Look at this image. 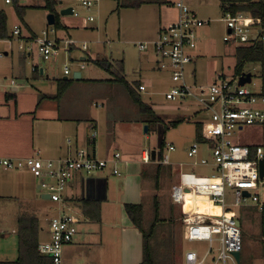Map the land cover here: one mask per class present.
Masks as SVG:
<instances>
[{"label": "rangeland", "instance_id": "rangeland-1", "mask_svg": "<svg viewBox=\"0 0 264 264\" xmlns=\"http://www.w3.org/2000/svg\"><path fill=\"white\" fill-rule=\"evenodd\" d=\"M133 0H127L132 2ZM161 6L173 8L174 4L179 0H166ZM186 5L197 15L203 17V20L210 21L208 26L196 30V48L191 52L193 65L186 67V80L189 84L209 85L219 80H234L237 78L234 75V67L236 64L235 48L229 43L223 42L222 38L226 36L225 23L222 21L223 14L220 10L218 0H182ZM122 0H105L99 5L101 11L98 20V29L95 23H86L85 28L77 30H69V36H64V30L56 32L57 37H65L73 39L78 42H85L87 44V51H80L79 44L73 48L69 53L60 52V56L52 67L49 62H43L42 66L50 78L45 79V76L40 80L44 86L52 84V75L57 79L63 77L62 66L64 63L68 64L71 69V74L67 76L73 79V70L75 66L84 64L85 69L79 70L82 73L83 79L91 80V83L80 84L83 85V93L85 94L80 99H83V105L91 111L100 112L98 115V123L107 129L112 128L114 121L128 122L134 118L140 120V132L143 135V149L152 151L157 149L158 131L152 124L147 121V117L139 114L137 106L130 100L126 89L118 83L111 82L116 75H121L131 85L136 82H142L145 87L144 92L136 93L140 99L153 110V112L163 119L166 129L164 132L163 156H168V165L162 166V172L166 173L160 175L158 181L155 179V166H145L143 173L142 190L143 195L140 203L144 209L143 228L147 231L153 219V196H157L159 217L163 222L158 224L155 229L163 235H170L169 231L175 235H170L165 238L164 245L166 249L173 252L176 263L179 264L183 260V255L187 251H193L198 258H202L208 250L209 243L205 241H186L183 237L184 229L180 223V213L184 206L176 205L171 200L172 184L179 181L181 174H194L196 177H210L217 174L211 166L193 165L197 159H206L211 163V152L205 143H199L198 154L189 156V148L195 141V127L196 124L205 122L208 119V114L201 111L199 106L193 101L186 102H170L166 101L164 94L170 89L171 82L168 78L167 72H158L152 68L148 71L150 83L144 81L147 78L145 72L146 67L140 65L141 57L148 53L150 57L156 60V56L150 50L139 51L138 48L132 44L119 43L117 33L120 27L119 16L115 11L116 4L118 9L121 7ZM19 6H42L43 0H21ZM73 5L70 0H65L63 6ZM56 3L54 13L60 21V9L63 7ZM0 11L6 15V38L0 41V52L4 53V49L12 50L16 56L23 52L19 47H25L26 44L22 39L12 37L11 33L14 26L21 29V36L23 37L25 27L24 23H31L34 27L39 23H43L42 12L38 8H27L21 22L16 13L13 4L6 5L4 0H0ZM64 19L66 17H63ZM79 20V19H78ZM45 22V20H44ZM45 26V25H44ZM9 37H12L11 39ZM10 39V43H7ZM119 43V44H118ZM88 53L96 54L98 61H106L111 67L108 71L97 66L93 61L82 63L81 57H86ZM35 55L34 58L35 59ZM29 59V63H32ZM8 61L3 58L0 60V65ZM123 62L120 69L117 65ZM30 65L27 67L30 70ZM142 68V69H140ZM141 70V73H140ZM244 73L251 74V83L246 84L245 88L259 95L256 108L264 112V70L261 63H246L242 66ZM157 72V73H156ZM29 73V72H27ZM159 76L164 77L163 80ZM3 79L7 78L6 84L13 81L16 85H24L34 87L35 81L26 76L24 81L22 78H14L11 75H2ZM2 79V80H3ZM9 80V81H8ZM74 80V79H73ZM49 81V82H48ZM77 84L74 82V85ZM72 91L75 94V99L80 96L75 86ZM11 93V92H10ZM76 118L82 119L81 115H76ZM172 121H179L175 126H170L168 123ZM144 127H147V133L144 132ZM259 129H247L244 127L241 131L235 130L234 137L242 138L245 144L260 145L264 150V124L258 126ZM106 129V130H107ZM120 139L121 136L117 135ZM167 145H171L174 150L167 152ZM161 165V164H160ZM171 172V175L167 171ZM96 173V172H95ZM93 174V173H92ZM184 182L192 184L195 182L191 176H185ZM33 181V180H32ZM35 181V179H34ZM37 181V179H36ZM157 187L158 190H157ZM231 192L226 188L227 193ZM195 204H203L204 199L201 197L191 196L186 197ZM37 202L34 206L20 199L13 197L0 198V262L14 260L17 253V229L18 218L20 216H39L42 224H45L49 218V205L51 203L47 200L41 199L39 193L36 196ZM190 200L186 208L189 209ZM233 201V195L226 198L227 203ZM249 206L232 208L236 219L239 222L242 238V251L240 253L239 264H264V241L262 240V225L261 217L256 209L248 203ZM189 205V206H188ZM155 231V232H156ZM162 246V244H161ZM213 251L207 256L204 264H213L217 257V243L213 244ZM160 250V246H159ZM216 264H223L218 262ZM224 264H233L230 259H226Z\"/></svg>", "mask_w": 264, "mask_h": 264}, {"label": "built area", "instance_id": "built-area-1", "mask_svg": "<svg viewBox=\"0 0 264 264\" xmlns=\"http://www.w3.org/2000/svg\"><path fill=\"white\" fill-rule=\"evenodd\" d=\"M21 0H4L6 5L19 3ZM65 0H56L63 6ZM72 18H82L85 23H95L97 9L104 0H70ZM177 19L165 28L158 37L151 42L137 43L139 51L150 50L156 56V69L167 72L171 82L170 89L164 94L166 101L195 102L201 111L208 114V119L202 122V136L211 152V163L206 159H199L193 165L211 166L217 174L210 177L194 178L198 180L192 184L184 180L171 187V200L174 204L184 206L181 223L186 241H205L209 243L208 250L202 258H198L193 251L184 253L181 264H204L207 256L213 251V244L217 243V257L213 264L230 259L237 264L233 253L242 250L241 230L232 208L253 206L261 217L262 240L264 241V178L259 177L258 162L263 158V149L254 148L253 157L250 149L234 141V131L244 127L264 124V112L256 108L259 95L251 93L245 85L238 86V78L234 80H219L209 85L189 84L186 80V67L192 62L191 52L196 48V30L208 26L210 21L203 20L179 0L174 4ZM222 21L225 23L226 36L223 42L234 48L253 47L264 48V23L258 17L247 13H224ZM230 31L229 33L227 31ZM53 26H47L34 37L23 38L21 29L14 26L12 37L22 39L25 47H19L24 55H36L42 61L56 62L60 52L69 53L79 44L80 51H87L85 42L73 39H60L56 36ZM12 37H9L10 39ZM7 39V43H10ZM4 40V39H0ZM3 53L0 52V58ZM83 63V62H82ZM80 70L84 64L79 66ZM68 64L62 66V74H71ZM13 81L10 86H14ZM139 92L145 87L140 85ZM92 138L95 133L91 134ZM195 142L188 150L189 156L198 154ZM174 148L167 145L166 151ZM120 154L115 153L109 159H97L84 149L76 151L74 157L43 159L32 156L23 159L0 158V169L4 171H27L37 179V190L40 196H48L49 202L55 205V216L49 220L50 238L38 245V253L51 259L52 264H61L63 247L70 244L77 234L80 223L79 214L71 208L65 196V191L77 174H92L103 171L112 166L111 173L118 176L117 163ZM145 163L149 153L143 157ZM157 164L168 165V156L160 154ZM226 188L232 191L233 201L226 202ZM248 193V197L243 196ZM196 196L204 199L203 204H195L186 197ZM190 200L189 209L186 208ZM214 209V210H213Z\"/></svg>", "mask_w": 264, "mask_h": 264}, {"label": "crops", "instance_id": "crops-1", "mask_svg": "<svg viewBox=\"0 0 264 264\" xmlns=\"http://www.w3.org/2000/svg\"><path fill=\"white\" fill-rule=\"evenodd\" d=\"M40 11L43 14V23H39L36 27L22 21L25 27L23 38L29 37L30 34H37L47 27L46 16L48 13L41 9ZM115 11L118 13L120 24L117 33L118 42L134 46H137V43L155 40L165 28L177 19V11L174 7L169 8L156 4H142L138 7H121L120 9L116 4ZM100 13L98 7L95 23L97 29ZM4 16L6 18L5 14ZM60 21L63 26L66 25L64 36H69V30L84 29L86 26L85 21L82 27L81 20L72 19L70 16L66 20L61 17ZM9 52L12 50L4 49L3 57L0 58V60L8 59L0 65V158L23 159L32 156L43 159L69 158L74 157L79 149H84L94 158L103 160L111 158L115 153L120 154L117 163L118 176L111 173L112 166H109L107 169L93 174H77L69 183L65 196L71 208L78 212L80 223L73 241L63 247L61 264H140L143 260L142 235L128 219L124 206L126 204H141L144 168L156 164V162L149 160L145 163L143 160L145 153H150V151L143 149V135L140 132L139 118L128 122L114 121L110 129L100 126L98 123L100 112L96 114L86 108L83 105V99H80L85 95L83 85L80 84L91 83V80L83 79L79 66H75L73 73L79 72L80 80L72 81L59 99H53L52 96L58 89V81L63 80L65 76L57 79L52 75L53 83L46 87L40 80L43 76L46 80L50 78L42 66L45 61L36 55V58L33 59L34 55L27 56L22 53L16 56ZM194 55L199 54L194 52ZM194 55L192 54V56ZM96 56L94 53H88L87 59L81 57L80 60L83 63L94 62L97 61ZM29 59H32L33 62L29 63ZM141 59L139 64L148 69L145 71L147 78H143V80L150 83L148 75L152 74H149L148 71L151 68L153 71L156 69V60L154 61L148 53ZM49 63L52 67L55 62L49 61ZM193 64L194 61L190 63V66ZM29 65L31 68L28 71ZM84 69L85 67L82 70ZM2 75H11L14 78H22L24 81L27 76L34 80L36 85L34 87L19 84L10 86L11 81L8 80L9 84H6L7 78H1ZM66 78V80L69 79ZM159 78L163 80L164 77L159 76ZM74 82L77 84L74 85ZM137 83L139 86L145 85L142 82ZM75 86L79 88L75 93L80 94L76 99L72 91L76 88ZM135 91H138V88H135ZM142 102L146 104V102ZM76 115H81L82 119L76 118ZM249 128L259 129V127H248L246 130ZM92 133H95L93 138ZM117 135L121 138L119 139ZM234 141L249 147L252 151L255 147L260 146L245 144V140L242 138L234 137ZM185 176H191L193 180L194 178H203L189 173L181 174L179 181L172 186L183 181ZM34 179L27 171L0 169V198L13 197L34 206L38 193L37 181ZM230 193L232 194V191L227 193V197L230 196ZM48 213L49 218L45 224L40 222L39 216H24L34 217L38 221L39 244L47 242L50 238L48 224L56 213L54 204L49 205ZM182 214L180 213V223ZM181 226L183 228L182 223ZM172 235L175 237L173 233ZM169 236L159 233L152 238H154V243L157 240V244L164 245L165 238ZM157 250L165 258L170 255L171 264H177L173 252L167 253L168 249L165 245L160 246V250L158 247ZM14 260H9V262Z\"/></svg>", "mask_w": 264, "mask_h": 264}, {"label": "trees", "instance_id": "trees-1", "mask_svg": "<svg viewBox=\"0 0 264 264\" xmlns=\"http://www.w3.org/2000/svg\"><path fill=\"white\" fill-rule=\"evenodd\" d=\"M220 4V10L222 14L230 13L232 15L236 13H247L252 17H258L261 19L262 23H264V1L263 0H218ZM166 0H133L132 2H127V0H122L120 7H138L142 4H156L162 5ZM56 5V0H43L42 6H19L17 2L13 3L15 8V13L18 19L22 22L25 10L27 8H38L46 11L48 14H53L55 17V23L53 28L56 31L65 30L66 28L58 22V18L54 13ZM119 8V7H118ZM35 34H30L31 37H34ZM6 38V19L2 12H0V39ZM71 51V50H70ZM235 58L236 64L234 67V75L238 78L242 73V66L246 63H261L264 70V48L259 45H255L253 47H239L235 49ZM94 63L105 69L109 70L111 65L106 61H94ZM123 63H119L117 66L121 69ZM80 80V79H79ZM74 81L73 79H68L66 81L60 80L58 81V89L53 99H59L65 90L68 88L69 84ZM114 83L121 84L127 91L132 102L137 106L138 111L141 115L147 117V121L154 126L156 131L159 126L163 130V136L166 129L165 123L162 118L156 115L153 110L145 103L142 102L139 95L136 93L135 88H138V83H134L133 85L128 84L121 75H116L115 79L111 80ZM134 86V87H133ZM179 121H172L168 124L170 126H175ZM202 124H196L195 127V141L197 143H205V140L202 136ZM165 147L164 139L162 137L160 154L163 153V149ZM254 151V149H253ZM253 151L250 150V157H253ZM150 158V157H149ZM151 160V159H150ZM162 166L157 164L155 166V179L158 181L160 175H164L166 173L162 172ZM169 175L171 172L167 171ZM159 187H157L158 190ZM125 213L132 223V225L138 229V231L142 235L143 239V260L140 264H171L172 258L171 256L163 257L160 251L157 248L160 243L157 244V240L154 243L152 238L153 236H157L159 231L155 229L158 227L160 222L164 220L159 217V209H158V199L157 196H153V219L149 225V229L146 231L143 228V216L144 209L140 204L131 205L126 204L124 206ZM38 221L34 217H24L20 216L18 218V229H17V258L14 261H5L0 262V264H52L51 259L48 257L42 256L38 253ZM156 231V232H155ZM170 235H172V231H169ZM157 239V238H156ZM162 243V242H161ZM162 246H164L162 244ZM242 251V250H241ZM167 253L170 254V251L167 250ZM241 253V252H240Z\"/></svg>", "mask_w": 264, "mask_h": 264}, {"label": "water", "instance_id": "water-1", "mask_svg": "<svg viewBox=\"0 0 264 264\" xmlns=\"http://www.w3.org/2000/svg\"><path fill=\"white\" fill-rule=\"evenodd\" d=\"M60 16L62 17V19H64L63 17H66L65 20L67 19L68 16H70L71 14V10L70 8L67 9H62L60 11ZM72 18V17H71ZM74 19V18H72ZM82 22V27L84 26L83 19H79ZM46 23L47 26H53L55 23V17L53 14H48L46 16ZM66 26V25H65ZM64 26V27H65ZM228 33L230 32L229 30L227 31ZM74 80H78L80 78V73L79 72H75L73 73V77ZM67 78L64 77L63 80L65 81ZM251 83V74L250 73H242L239 77H238V86L242 87L246 84H250ZM158 143H157V149L156 150H152L149 153L150 159L152 161H158L160 159V148H161V141H162V137H163V130L162 128L159 126L158 128ZM144 132L147 133V127H144ZM258 170H259V177L260 178H264V159H260L258 162ZM243 196L248 197V193L243 192ZM41 199L43 200H48V196H41ZM237 225L239 226V222H237ZM233 257L235 259V262L237 264H239L240 261V253L236 252L233 253Z\"/></svg>", "mask_w": 264, "mask_h": 264}, {"label": "bare ground", "instance_id": "bare-ground-1", "mask_svg": "<svg viewBox=\"0 0 264 264\" xmlns=\"http://www.w3.org/2000/svg\"><path fill=\"white\" fill-rule=\"evenodd\" d=\"M198 180H195V182H197ZM214 210V209H213Z\"/></svg>", "mask_w": 264, "mask_h": 264}]
</instances>
